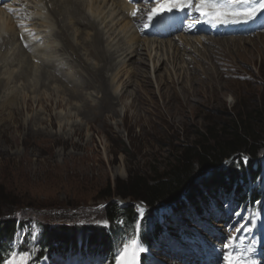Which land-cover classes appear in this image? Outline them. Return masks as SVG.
<instances>
[{"label":"rangeland","instance_id":"374dc122","mask_svg":"<svg viewBox=\"0 0 264 264\" xmlns=\"http://www.w3.org/2000/svg\"><path fill=\"white\" fill-rule=\"evenodd\" d=\"M28 2L30 9L25 12ZM25 3L17 0L0 8L8 14L17 13L16 18L22 20L20 26L26 23L39 33L46 28L51 31L47 24L52 25V21L43 1L26 0ZM103 16L100 15L97 22L101 23ZM133 21L132 26L139 30V39L134 43L140 46V53L130 61L124 62V56L118 58L116 69L108 73L110 81L113 79L111 93L116 113L105 111L100 119L98 112H83L84 100L70 101L67 94L57 93L54 89L27 93L23 89L26 82L22 80L12 84L25 100L19 106V113L16 111L11 118V111L0 106V211L6 218L15 217L21 222L15 240L19 242L22 238L23 243L26 242L16 250H8L5 261L14 254L30 259L34 251L31 243L38 237V225H108L104 207L113 198L121 206L134 204L137 215L134 226L139 228L148 210L143 200L132 201L117 194L113 198L105 196L109 188L117 189L118 181L123 183L138 176L152 181L165 175L180 151L188 146L198 147L203 137L210 138L209 143H215V138H229L232 128L224 130V127L233 121L246 122L248 127L264 137V47L257 37L264 35V31L248 36L209 37L248 40L240 44H217L218 53H212L211 59V51L203 46L204 42L208 43L203 37L208 36L199 40L201 44L197 39L199 35L188 36V39L184 35L181 36L185 39L179 36L149 37L141 35L140 24ZM121 22L125 21L121 19ZM36 26L42 28L38 30ZM111 26L116 28L115 23ZM26 27V30L30 29ZM90 30L87 29L91 32L87 36L89 39L93 35ZM71 33L78 35L75 30ZM46 35L38 39L41 47H60L58 40H45ZM109 36L106 35L111 42L113 37ZM19 40L24 42L23 33H19ZM171 41L182 47L187 42L188 51L177 52L174 57ZM256 41L259 46L254 45ZM115 42L112 41L111 45ZM80 54L87 65L99 66V62L82 48ZM38 55L36 63L42 66L44 60H59V66L55 68L57 73L71 75L77 69L76 63L69 64L65 58L62 59L66 54L48 51ZM191 58H196V61L192 62ZM209 62L211 67L207 74L205 64ZM80 92L90 104H97L102 96L94 88L80 89ZM136 95L141 96L139 101H135ZM29 99L33 105L28 110L26 102ZM40 99L44 105H49V109L36 102ZM36 115L45 118L43 124H38L37 127L43 130L37 134L28 129V121ZM138 117L141 118L137 120ZM73 123L82 125V129L73 133ZM241 154L245 161L250 158L247 153ZM262 158L264 149L258 156L259 160ZM257 202L256 209L247 208L241 215L237 214L238 208L235 205L230 207L224 198L206 203L203 212L195 209L185 212L169 205L156 206L155 213L161 217L169 215L171 223H164L168 226L162 227V235L155 243L145 244V250L138 240V231L129 232V237L121 238L117 262L133 264L143 253L146 258H155L154 263L147 264H187L190 254H198L199 247L223 249L225 252L229 247L227 242L234 240L238 226L247 218L258 221L244 223V227H251V231H257L259 223L264 226V199ZM171 224L177 226L180 233H171ZM117 225L122 227V222L118 221ZM95 263L106 264L98 260L82 261V264ZM41 264L62 263L54 258L50 263L43 261Z\"/></svg>","mask_w":264,"mask_h":264},{"label":"trees","instance_id":"16d2710c","mask_svg":"<svg viewBox=\"0 0 264 264\" xmlns=\"http://www.w3.org/2000/svg\"><path fill=\"white\" fill-rule=\"evenodd\" d=\"M248 126L243 121L231 122V125L224 127V130L232 128L228 133L229 138L214 137L215 143H209L210 138L203 137L198 147L188 146L180 151L165 175L152 181L139 176L130 177L123 183L118 181L116 190L109 188L106 197L113 198L117 194L118 197H129L132 201L141 199L146 203L147 216L142 218L139 228L137 225L134 226L137 216L134 204L121 206L113 198L104 207L109 222L106 226L103 224L40 226L41 231L33 245L34 251L31 255L33 262L29 264H36L44 257L65 260L74 258L77 254L99 257V260L113 264L118 256L121 238L125 240L129 237V232L132 233L136 229L138 238L147 245H151L154 238L162 235L164 223L169 224L171 220L169 215L161 217L155 213L154 208L159 205H169L176 210L181 208L185 212L192 209L203 212V206L213 200L214 196L225 198L232 196L233 202L240 208L254 205L262 198L259 189L264 160L259 161L258 156L264 149V137ZM243 152L250 156L246 162L241 154ZM256 182H259L258 189L254 188ZM6 217L0 211V264H3L5 255L21 227V222L17 218ZM118 221H122V227L117 226ZM125 223L128 225L125 226ZM172 227L171 233H180L181 230L177 226ZM121 233H124L122 237Z\"/></svg>","mask_w":264,"mask_h":264},{"label":"bare ground","instance_id":"6f19581e","mask_svg":"<svg viewBox=\"0 0 264 264\" xmlns=\"http://www.w3.org/2000/svg\"><path fill=\"white\" fill-rule=\"evenodd\" d=\"M21 1H23L24 3L26 2V0H21ZM36 1L38 2L43 1V4L46 5V9L49 11V16L52 21L51 23L52 25H54V28L51 24H47V27L49 28L51 27L52 32L47 30L46 28L45 30L48 32L41 31L42 33L41 32L39 33L36 31L35 28H34L35 30L31 29L32 27H30L28 24L27 26L30 27V29L26 30L27 27L25 26H24L25 28L22 27L26 23L20 26L21 24L20 21L22 20L16 18L17 13L8 14L5 10L0 8V95L4 93L3 97L1 96L2 99L0 101V106L2 107V109L4 108L6 109V111L7 110L11 111L12 113L11 116L10 114L8 115L11 118H14V114H16L15 112L19 110L20 104H22V102L25 100H23L20 97L19 94L20 91L16 88V86L14 85L12 86V84L18 83L20 80H22L26 82L25 83L26 85L23 89L24 91H27V93L35 94V93H39L42 90L48 91L54 89V91L57 93L67 94L68 97L70 98L69 99L70 101L84 100L85 103L83 105V109H84L83 112L86 113L98 112L100 114L99 115L100 119L103 118V114L105 113V111L116 113L117 111L116 104L114 97L111 93L113 79L112 81H110V76H108V73H112L116 69L115 62H117L118 58L120 59L122 56H124L122 59L124 62L127 59L128 61H130L135 55H138L140 53V48H139L140 46H137V43H134L135 40L139 39L138 38L139 30L135 26L134 27L132 26V23L134 22L133 18L128 15V10L129 12H131L130 6L124 0H36ZM29 4H30L29 2L26 4L28 8L26 9L25 12H29L30 9ZM100 15H104L103 16L104 18L101 21V23L97 22L98 17ZM107 19H109V21L102 28L101 25L105 21H107ZM121 19L122 21L125 22H121ZM114 23L116 28L113 29L114 26L111 25ZM120 25H122L121 29H119ZM42 27H40L39 29H41ZM87 29H91L90 31L93 32V35L90 39L87 36H89L91 32L89 33ZM126 29L129 30L126 31ZM71 30L77 31L78 35L72 34ZM111 30L112 32L110 33ZM19 33L24 34V42L19 40ZM46 33H47L46 37L44 36L45 40L47 41L58 40L60 42V47H52V46L41 47V43L38 39L41 37V35L43 36V34L45 35ZM107 34L110 35L109 37H113L112 41L116 40V42L113 45H111L112 41L110 42L109 38L106 37ZM179 37L185 39L186 36L185 37L179 36ZM202 37L203 36L197 37L198 41L201 40ZM257 37L260 38V40L262 41V45L264 47V35L260 34ZM186 39H188V36L186 37ZM203 39H206V41L208 42V43L204 42L203 46L206 50L211 51V59H212V53L213 54L218 53L217 50L219 49L217 48V44H221L223 42L225 43L232 42L235 44L248 42V40L244 38H222V39L212 38L211 39L209 37L207 38L203 37ZM256 42H253L254 45L259 46L258 42L257 43ZM127 44L128 46L124 47V45ZM171 44L173 46L171 45L170 49L173 50L174 57L177 52L185 53L188 51L187 49L188 47L185 46L187 42L183 45L184 48L181 46V44H178L176 42L173 43L171 41ZM199 44H201V41H199ZM24 46L27 48H25ZM109 46H112V48H110ZM114 47L117 48L113 50ZM28 48L30 49V51L28 50ZM80 48L85 50L88 56L93 57L95 60L99 62V66L97 68H93L87 65V63L83 61V57L80 54ZM263 50L264 49H262V51ZM48 51H55L59 55L66 54L65 57H62V59L65 58L69 64L76 63L77 64L75 66L77 67L76 71L71 75L57 73L55 71V68L59 66V64H57L59 60H53V59L44 60L42 63L43 66L36 63V59H39L38 53L48 52ZM194 60L196 61V58H191L192 62ZM205 66H206L205 73L209 74V68L211 67L210 62L208 64L206 63ZM79 67H81L82 70H79ZM111 76L113 75L111 74ZM89 88H94L98 90L99 93H101L102 95L101 99L98 100L97 104H90L88 101H85L87 98L84 97L83 94L80 92V89H89ZM140 97H141L140 95H136L135 101H139L138 98ZM36 102L38 104H42L43 106L46 105L45 106L46 110L49 109V105L47 104L44 105L45 102L42 99ZM32 105H33V101L29 99L26 102L27 109L28 110L31 109ZM79 111L80 110H78L77 112L79 113ZM17 113H19V111ZM140 118L141 117H138L137 120ZM44 122H45V118L41 117L40 115L33 116L28 121V129H32V131H34V133L36 134L42 132L43 129L41 130L40 126L39 128L37 126L38 124H43ZM71 129L73 133H77L82 129V125L78 123H73ZM144 230L146 232V228ZM40 249L42 250V248ZM81 252L83 251L81 250Z\"/></svg>","mask_w":264,"mask_h":264},{"label":"snow or ice","instance_id":"6c2138e0","mask_svg":"<svg viewBox=\"0 0 264 264\" xmlns=\"http://www.w3.org/2000/svg\"><path fill=\"white\" fill-rule=\"evenodd\" d=\"M153 3L158 6H154L152 8L151 14L148 16L149 20H153L154 18H159L164 14L171 13L174 8L176 11H182L183 8H187L189 9V15H192V13L195 12L197 15L206 16L208 19H211L212 16L217 14L216 11L212 13L203 12L200 8L201 4H205L207 7H211L216 10L226 9L236 13L243 12L245 16L241 22L254 20L257 13L264 12V0H197L196 8L192 7V0H153ZM180 4H183V8L177 7V5ZM133 15H135V13H133ZM233 22L237 21H222V23ZM254 222V218H247L244 223ZM244 223L238 226L237 231L240 232V235L234 238L235 243L233 244L231 239L227 242L230 251L229 248L225 249V257L232 256L233 259L227 260L226 264H253V261L247 256L240 255L241 250H243L244 253H249L253 250V247H246L248 242L244 237V233L250 232L251 227L245 228ZM4 264H28V257L14 254L12 257H9V259L5 261Z\"/></svg>","mask_w":264,"mask_h":264},{"label":"water","instance_id":"95a60500","mask_svg":"<svg viewBox=\"0 0 264 264\" xmlns=\"http://www.w3.org/2000/svg\"><path fill=\"white\" fill-rule=\"evenodd\" d=\"M183 199V198H182ZM182 199H181V201H182Z\"/></svg>","mask_w":264,"mask_h":264}]
</instances>
